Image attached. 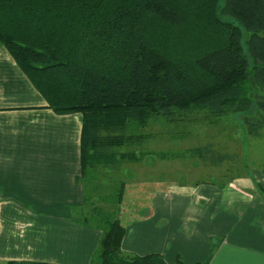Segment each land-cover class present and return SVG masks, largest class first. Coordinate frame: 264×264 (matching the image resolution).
<instances>
[{"label":"trees","instance_id":"1","mask_svg":"<svg viewBox=\"0 0 264 264\" xmlns=\"http://www.w3.org/2000/svg\"><path fill=\"white\" fill-rule=\"evenodd\" d=\"M0 46L49 109L82 116L83 180L119 169L137 140L130 125L155 117L235 112L249 136L264 132V0H0ZM195 154L227 161L210 146ZM93 214L103 235L92 264H168L124 252L130 224Z\"/></svg>","mask_w":264,"mask_h":264},{"label":"crops","instance_id":"2","mask_svg":"<svg viewBox=\"0 0 264 264\" xmlns=\"http://www.w3.org/2000/svg\"><path fill=\"white\" fill-rule=\"evenodd\" d=\"M82 130V116L49 109L0 46V264H92L103 232L86 221ZM166 184L136 209L124 252L168 264H264L262 172L227 185Z\"/></svg>","mask_w":264,"mask_h":264},{"label":"rangeland","instance_id":"3","mask_svg":"<svg viewBox=\"0 0 264 264\" xmlns=\"http://www.w3.org/2000/svg\"><path fill=\"white\" fill-rule=\"evenodd\" d=\"M243 116L229 112L214 117L198 111L177 121L155 117L144 127L130 125L128 135L137 140L120 149L121 156L129 158L123 159L119 169L101 166L99 173L91 174L86 180L90 222L99 225L93 210L101 208L124 224H131L136 219V209L148 206L147 192L151 194L157 183H167L172 188L199 183L227 185L262 172L264 132L258 138L249 136ZM209 146L218 156H226L227 161L221 167L209 161L204 163L195 154V150ZM123 184L124 197L117 204V192Z\"/></svg>","mask_w":264,"mask_h":264}]
</instances>
